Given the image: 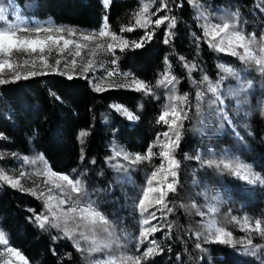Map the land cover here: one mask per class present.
I'll use <instances>...</instances> for the list:
<instances>
[{
    "label": "trees",
    "instance_id": "16d2710c",
    "mask_svg": "<svg viewBox=\"0 0 264 264\" xmlns=\"http://www.w3.org/2000/svg\"><path fill=\"white\" fill-rule=\"evenodd\" d=\"M146 2L110 0L105 8L102 0H0V6L8 8L9 22L19 17L92 32L107 16L110 30L127 41H140L145 31L154 32L141 48L121 51L116 47L111 52L116 69L129 75L100 86V91L78 73L69 79L61 72H46L0 85V171L20 180L16 188L0 181V230L6 233L7 246L19 251L29 264H94L109 255L135 257L155 246L158 254L143 264H264V250L250 255L239 244L231 247L213 242L215 229L220 228L232 233L235 241L250 236L253 245L264 246V238L242 231L233 221L247 217L254 225L256 220H264V185L248 184L223 165L207 164L239 162L264 176V75L255 65L247 66L237 57L210 48L202 28L207 16L212 23L229 20L239 30L259 38L264 35V0H166L168 7L160 12H156L159 0H153L150 18L175 17V26L169 29L166 21L158 28L152 24L147 29L137 27L121 33L122 26L135 24V14ZM153 12L156 14L151 15ZM185 63L195 67L190 71ZM221 65L234 69L237 75L225 74ZM166 70L177 82L158 86ZM204 76L213 84L224 77L219 89L223 105L212 102L216 97L207 91ZM133 80L149 85L152 94L135 90ZM197 91L204 93L200 101L196 99ZM184 94L188 95V104L183 106L188 119L183 121L181 140L173 154L179 161L176 190L167 194L166 207L149 208V212L156 213L151 223L160 229L149 236L156 245L148 240L141 244L138 237L143 217L137 204L152 171L161 163V147L153 149L156 155L150 162L137 164L115 153L144 155L158 135L165 141L161 134L169 131L168 125L157 120L165 105L172 103L170 97ZM114 105L127 108L138 119H127ZM81 131L87 133L83 143ZM170 136L175 140L172 133ZM41 156L43 160L37 159ZM112 158L123 165H113ZM112 166L117 187L112 199L99 200V210L112 222L114 235L101 227L94 231L77 229L79 251L73 239L64 235L63 223L60 228L50 224L39 227L36 216L49 213L35 190L22 183L18 176L22 167L36 176H48L44 172L50 169L85 184L89 178L102 181L101 175L114 172ZM161 181L163 174L153 181V187L158 188ZM158 194H149L153 204ZM217 195L220 200L215 202ZM68 226L76 227L71 222ZM80 231L89 239H81ZM117 237L112 247L89 252L93 241L103 244Z\"/></svg>",
    "mask_w": 264,
    "mask_h": 264
},
{
    "label": "snow or ice",
    "instance_id": "6c2138e0",
    "mask_svg": "<svg viewBox=\"0 0 264 264\" xmlns=\"http://www.w3.org/2000/svg\"><path fill=\"white\" fill-rule=\"evenodd\" d=\"M153 0H147L146 3L142 4L140 11L135 14V24L131 26H122L121 33L128 31H134L137 27L147 29L149 25L154 24L155 27H160L162 24H165L167 21V27L170 29L175 26V17L161 16L155 20H152L149 16V7ZM192 2V0H190ZM160 6L156 9V12L164 11L167 9L168 5L166 0H159ZM110 4V0H103V5L107 8ZM197 7H199L197 5ZM8 8L0 6V22H3V26H0V85H6L8 83H14L20 79H28L31 76L40 75L37 71L33 69L36 68L37 60H39L40 65L44 68H52L53 71H58V67H53L48 63L47 56L52 54L53 49L57 51L58 55H63L68 53L72 57L70 61H65V66L71 64L73 71L76 70L77 66V57H81L85 49L89 51V54L92 57H95L98 52L106 51L113 52L116 47H119L121 51H124L126 48H141L144 43L150 41L154 32L145 31V35L141 37L140 41H127L122 36L114 33L110 30L108 24V18L105 16L103 18V24L99 30H94L92 32H79L73 28H67L64 26H48L43 27L36 25L33 27L22 26L23 21L18 23H12L8 20ZM153 12L151 15H155ZM201 15H204L201 13ZM238 15V13L233 14V16ZM19 19V17H18ZM206 23L202 25L203 36L206 39V43L210 48H213L217 52H224L230 56L237 57L241 63L252 66L255 65L256 70L264 75V35L257 38L255 33L246 34L243 31L237 28L235 23L225 20L221 23H212L209 21L207 16H204ZM170 35V33H166ZM76 37V38H74ZM109 41L105 44L104 41ZM165 43H168V40L165 39ZM91 46V47H90ZM47 53V55H45ZM32 57L33 54H38L31 59H23L22 62L13 60L14 56L19 55ZM183 60V57H181ZM61 61L56 60V66H59ZM113 65L117 63L115 59L111 61ZM165 64H168V58H165ZM94 66V60L89 59L85 63L80 65V70L84 73L92 70ZM185 67L189 68L191 71L195 65H188L185 63ZM221 71L227 75H237L234 69L221 65ZM115 75H121L113 69L107 73L108 77ZM122 75L128 76V73H123ZM7 77V78H6ZM71 79V75L68 77ZM224 77H221L219 81L213 84L207 76L203 77V82L207 83V91L212 93L216 99L212 101L213 103L219 102L223 105L224 100L220 94V83L223 81ZM176 78L170 76L166 70L164 73V78L157 81V85H174L176 83ZM132 85H135V90L144 91L145 94H152V88L145 84L142 81L133 80ZM125 85H120L124 87ZM131 86V85H129ZM251 82L248 83L247 87L250 88ZM96 91H100V86L95 88ZM241 90H244L243 87ZM204 96V93L197 91L196 99L200 101ZM59 99V97H57ZM172 101L171 104L165 105L164 111H162L159 116L157 123L163 122L168 125L169 131L164 132L161 135L165 137V141L160 140V135L157 136V140L149 145L146 153L144 155L135 154L134 157L130 156L127 153L122 151H117L116 156H123L125 160H128L131 164L141 163L145 160L151 161L152 158L156 155L153 149L159 145L161 151L159 156L162 158L161 163L158 168L152 171L151 176L147 180V187L143 190L142 196L139 199L137 204L140 214L143 217L140 222V233L138 240L142 244L145 240L149 241L150 245H156L155 240H149V236L159 231L160 229L151 223V220L156 219L155 212H149V208L159 205L160 207H166L165 198L169 192H174L176 190V176L177 169L179 168V161L174 157V152L179 146L181 140L180 129L183 127V121L188 119L187 112L183 110V106L188 104V95L184 94L183 96H172L170 97ZM116 111L121 112L129 120H136L138 116L133 112L129 111L127 108H124L120 105L113 106ZM223 112V109L220 110ZM170 118V119H169ZM224 119L228 120L229 124L232 123L229 120L226 113H224ZM172 133L175 136L173 140L170 136ZM81 142L83 143V137L87 135L86 132H80ZM2 136V134H0ZM15 155V154H13ZM37 159L43 160V157H38ZM199 159V157H197ZM28 162V161H26ZM34 163V161H33ZM209 166L216 165L219 167L223 165V168L228 170L232 175L238 177L239 179L247 182L248 184H260L264 185V176L260 173L254 172L251 167L247 164L236 162L235 164L232 161H208ZM167 165V167L165 166ZM50 172V169L47 170ZM159 174H163V181H161L160 186L153 187V181L158 177ZM25 173H20V176H24ZM52 176L56 177L59 181L64 183H52V187L48 189V195L45 201V207L48 210L49 215L41 214L36 216V222L40 228H45L47 224H50L52 227L60 228L63 223V232L64 235L73 239L79 250V241L75 239L77 229L87 228L90 231H94L97 227H101L103 231L108 232L109 235H114L115 228L112 222L102 213L92 201L81 204L79 198L85 195L84 186L81 180L70 178L69 176L51 173ZM169 176L171 177V182H168ZM0 181L8 183L13 188L20 187V180L14 179L6 174L3 171H0ZM46 184L50 183L49 180L45 179ZM164 183H167V188H164ZM71 190V193H75L77 199L72 203L70 207L64 208L65 205L73 199L71 195H68L65 191V188ZM58 190L60 195L59 197L53 195V190ZM159 193L154 196L153 199L155 204L149 200L150 193ZM41 196L44 193L40 194ZM55 201V203H53ZM147 202V203H146ZM171 212L172 209H167ZM210 211L214 212L215 208H211ZM145 213H148V216L145 217ZM204 215V213H200ZM235 219V218H234ZM69 222L75 224L76 227H69ZM171 228V225L168 226ZM242 231L255 233L260 237L264 238V220H256L253 224H250L248 218L245 217L243 221ZM80 238L88 240L89 237L83 232L79 233ZM117 240L109 241L103 244H97L93 241V247L89 249V252H98L102 251L105 248L112 247V244L117 243ZM221 244H226L231 247H235L237 244L243 249L246 254L256 255L258 250H264V246L253 245L251 237H246L244 240L235 241L232 237V233L226 232L223 229L216 228L214 233V241ZM8 239L6 233L3 230H0V245H7ZM201 246L197 244V248ZM7 253L11 256L17 257L22 264H28L25 257L16 249L7 247ZM158 254V246L147 247L141 255L138 256H122L116 257L109 255L104 259L96 260L94 264H143V261H146L150 256ZM3 255V253H0ZM179 259V257H178ZM6 264H11V261L6 262Z\"/></svg>",
    "mask_w": 264,
    "mask_h": 264
},
{
    "label": "rangeland",
    "instance_id": "374dc122",
    "mask_svg": "<svg viewBox=\"0 0 264 264\" xmlns=\"http://www.w3.org/2000/svg\"><path fill=\"white\" fill-rule=\"evenodd\" d=\"M20 21H23L22 26H28V27H33L36 25H40L43 27H48L51 25L62 26V25L53 24L52 22H49V21H36L34 19L24 20L22 18H19V19L14 18L10 22L18 23ZM64 27H66V26H64ZM67 28H70V27H67ZM78 31L84 32V31H80V30H78ZM74 38H76V37H74ZM104 42H105V44H107L109 41L106 40ZM36 55H38V54H33L32 57H29V56H24L21 54L18 57L14 56L13 60L19 59V61L22 62L23 59H31V58H34ZM45 55H47V53H45ZM47 59H48V63L50 65H52L53 67H58V71H53L52 68L42 67L40 65L39 60H37L36 68L33 70L37 71L39 73L61 72V73H64L66 75H72L74 73H78V74H81V75L87 77L88 80L90 81V83L92 84V86H94V87H97V86L105 87V86H107L106 84L110 83L112 80L122 79L123 77H126V76L122 75L123 73H126V72H122L120 70H117L115 65H113L111 63V61L113 60V56L111 55V52L101 51V52H98L95 57H92L89 54V51L87 49H85L82 53V56L76 58L77 59V66H76L75 71H73L71 64H68L67 67L65 66L64 62L66 60L70 61L72 59V57L70 55H68L67 52L64 53L63 55H58L57 51L55 49H53L52 54L50 56H47ZM57 59H59L61 61L59 66H56V64H55ZM89 59L94 60V66H93L92 70H90L87 73H84L80 70V65L85 63ZM113 69H115L116 72L121 73V75H115L112 77H108L107 73L109 71H112ZM112 160H113V165H118L117 160H114L113 158H112ZM120 165H123V164H120ZM120 165H118V168L120 167ZM111 169L114 171L115 166L114 167L112 166ZM47 170H45L44 173L48 176H39V175L36 176L34 172H31L30 170H27L24 167H22L21 170L18 172V176L21 177V180H22V183H24V186L26 188H32L33 190H35L36 194L41 198L44 205H45V201H46V198L48 195V189L52 187L51 182L64 183V182L56 179V177L52 176L51 173H53V172H51V171L48 172ZM22 172L25 173L24 176H20V173H22ZM116 176L117 175H115V171H114L111 174L101 175L100 177L103 179L102 181L90 180V178L86 179V183L83 184L84 190H85V195H83L79 198L80 203L84 204V203H87L88 201H92V202H94L95 206L99 209V200H101L102 198H104V199H112L113 198L114 191L117 187L116 182L118 181ZM14 179H18V178H14ZM45 179L49 180L50 183L46 184L44 182ZM126 184H127V182L125 183V185ZM166 188H167V183H166ZM65 191L67 192L68 195H71L73 197V199L70 200L69 203L64 206V208H67V207H70L72 205V203L77 199V197H76V194L71 193V190L68 189L67 187L65 188ZM41 193H44V195L41 196L40 195ZM52 194L57 196V197H59V195H60L59 191L55 190V189L53 190ZM219 200H220V197L218 195L214 197L215 202H218ZM53 203H55V201H53ZM100 211H102V210L100 209ZM49 216H50V214H49ZM244 218L245 217H242L239 219L233 218V221L236 224L237 228L243 227ZM73 245L78 250L76 244L74 243V240H73ZM7 247H9V246L0 245V253H3V255H0V264H6V262H8V261H11V264H22V262L17 257L11 256L9 253H7V251H6ZM79 251H81L80 245H79Z\"/></svg>",
    "mask_w": 264,
    "mask_h": 264
}]
</instances>
